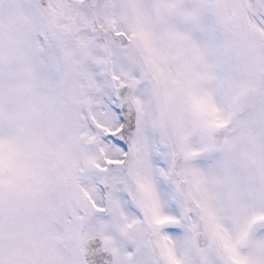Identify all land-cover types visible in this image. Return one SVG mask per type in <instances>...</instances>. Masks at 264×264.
<instances>
[{
    "label": "snow or ice",
    "instance_id": "1",
    "mask_svg": "<svg viewBox=\"0 0 264 264\" xmlns=\"http://www.w3.org/2000/svg\"><path fill=\"white\" fill-rule=\"evenodd\" d=\"M0 264H264V0H0Z\"/></svg>",
    "mask_w": 264,
    "mask_h": 264
}]
</instances>
